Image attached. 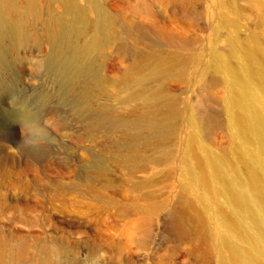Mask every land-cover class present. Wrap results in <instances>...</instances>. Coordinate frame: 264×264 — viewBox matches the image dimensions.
<instances>
[{"label": "rangeland", "instance_id": "374dc122", "mask_svg": "<svg viewBox=\"0 0 264 264\" xmlns=\"http://www.w3.org/2000/svg\"><path fill=\"white\" fill-rule=\"evenodd\" d=\"M40 1L44 19L48 0ZM150 3L163 22L171 23L177 15L180 31L183 25H195L186 35L197 36L194 50L201 57L188 63L185 81L173 86L183 111L177 121L173 173L140 188L133 186L128 179L129 167L118 163L119 151L113 145L121 132L94 128L89 119L78 115L72 102L76 90L68 88L59 70L49 66L47 42L39 46H19L16 52H8V58L0 65V253L6 264H17L11 250L23 241L30 251L27 263L37 264L35 254L42 240L47 239L52 244L50 264H116L105 251L93 253L82 240L99 226L121 240L122 229L143 212L150 216L151 238L142 249L132 244V260L129 253L126 254V264H158L160 260L165 264H228L233 262V251H239L240 255L250 247L255 255L264 251L259 250L264 249V237L256 232L258 221L264 216L248 214L240 219L223 192H219L217 198L206 195L201 200L198 194L211 191L216 183L211 180L204 188L199 183L190 184L181 159L185 141L192 132L188 122L190 114L195 112L200 117L207 110L219 120L220 126L211 130L215 137L211 146L218 152L223 150L225 169L232 176H241L236 175L240 169L249 181L263 180L264 157L262 164L256 167L255 144L243 142L236 136L235 127L229 124L231 107L227 104V87L223 88L218 101H203L204 81L196 73L197 67L208 61L215 42V28L225 19L223 15L229 26L220 32L219 49L227 48L229 35H239L264 48V0H190L187 10L180 3L174 6L156 0ZM37 31L42 32L39 24ZM150 39L153 40L146 39L141 47L149 48ZM161 48L168 46L163 44ZM108 53L110 57L104 63V72L112 74L117 54L114 47ZM184 53L190 54L186 49ZM234 65L239 67L235 61ZM122 69V66L117 67L115 71L120 73ZM111 88L113 93L118 91L117 86ZM253 89H257L256 85ZM118 108L124 110L119 105ZM24 117L27 125L21 123ZM232 139L240 147L248 145L249 150L233 151ZM96 157L109 167L110 182L106 188L109 195L103 197L106 200L91 198L94 191L87 175L92 178L90 164ZM162 166L154 165L138 176H160ZM92 182L94 186H102L98 180ZM217 188L220 189V184ZM223 212L231 217L234 227L225 222ZM199 222L209 234L210 251L206 248L208 241L206 244L195 235L194 227ZM223 232L230 236L228 246L219 240ZM59 235L74 242H67L60 249ZM260 264H264V258Z\"/></svg>", "mask_w": 264, "mask_h": 264}, {"label": "bare ground", "instance_id": "6f19581e", "mask_svg": "<svg viewBox=\"0 0 264 264\" xmlns=\"http://www.w3.org/2000/svg\"><path fill=\"white\" fill-rule=\"evenodd\" d=\"M156 1L172 6L180 3L184 10L190 3V0ZM46 7L47 16L43 19L40 0H0V65L8 58V52H16L21 45L39 46L47 42L50 46L49 66L59 70L68 88L76 90L72 102L78 115L89 119L94 128L105 127L121 132V137L113 145L119 151L118 163L129 167L128 179L132 185L140 188L160 180L162 176L169 174L170 177L176 156L177 121L183 114L179 107V94L173 86L185 81L190 61L201 59L194 50L197 36L186 35L194 30L195 25H183L180 31L177 15L173 17L175 23L161 21L150 0H48ZM222 17L225 19L215 28V42L208 61L197 67L196 75L199 74L204 81L201 87L203 101H218L223 88L227 87V104L231 107L229 124L235 127L236 136H240L243 142L255 144L254 165L257 167L264 157V48L243 40L239 35H229L227 48L219 49L220 32L229 26L227 17ZM38 24L41 25V33L37 31ZM149 38H153L149 48L141 47L140 44ZM163 44L172 50L161 48ZM113 47L117 61L113 65V73L106 74L104 63ZM185 49L189 50V55L184 53ZM234 61L239 67L234 65ZM118 64L123 67L120 73L115 71L121 67ZM255 85L257 91L253 89ZM114 86L118 88L115 93L111 91ZM118 105L124 110H119ZM203 113L200 117L195 112L191 113L188 119L192 132L185 141L181 159L189 183H199L204 188L205 184L210 185L211 180L215 181L211 191L198 194V197L204 200L207 195L214 199L223 192L240 219L248 214L264 216V178L262 181H249L240 169L236 175L241 176H232L225 169L223 150L218 152L211 146L215 141L211 130L220 126L218 117L207 110ZM21 123L27 125L25 117ZM230 148L235 152L249 150L248 145L240 147L235 144V139L231 140ZM154 165H164L162 175L138 176L139 172L149 171ZM90 166L93 175L92 178L87 175V178L94 191L91 198L93 201L103 200L109 195L106 191L110 182L109 167L105 162L101 164L97 157ZM94 180L100 181L102 186H94ZM218 184L220 189H216ZM223 215L225 222L231 225V217L225 212ZM258 222L256 232L264 237V219ZM150 223L148 212H143L122 229L121 240L115 239V234L106 232L103 226H97L98 229L82 241L93 253L105 251L113 263L126 264V254L129 253L132 260V244L141 249L146 247L151 238ZM194 229L196 237L206 244L208 241L206 248L212 250L209 234L202 222ZM57 238L60 249L67 242H74L64 235ZM229 239L228 233L220 234L222 245L228 246ZM259 250L264 249L260 247ZM29 252L27 243L23 241L11 250V257L17 264H28ZM252 252L251 247L244 255L233 251V262L228 264H260L264 251L261 255ZM35 258L37 264L52 263V244L48 239L42 240ZM0 264H6L2 253ZM158 264L165 263L160 260Z\"/></svg>", "mask_w": 264, "mask_h": 264}]
</instances>
